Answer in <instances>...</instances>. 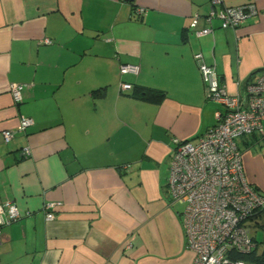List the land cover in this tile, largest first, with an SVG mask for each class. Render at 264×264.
I'll return each mask as SVG.
<instances>
[{
	"label": "crops",
	"instance_id": "0c3cea01",
	"mask_svg": "<svg viewBox=\"0 0 264 264\" xmlns=\"http://www.w3.org/2000/svg\"><path fill=\"white\" fill-rule=\"evenodd\" d=\"M210 3L0 0V202L21 213L2 228L0 264H193L167 178L174 139L196 142L219 109L194 54L232 95L264 70V0H223L258 9L225 29L207 21ZM13 84L27 85L19 103ZM136 88L164 97L149 102ZM22 118L32 124L19 130ZM4 130L15 132L8 143ZM239 146L264 194V121ZM48 202L58 204L51 220Z\"/></svg>",
	"mask_w": 264,
	"mask_h": 264
},
{
	"label": "built area",
	"instance_id": "2783aa9c",
	"mask_svg": "<svg viewBox=\"0 0 264 264\" xmlns=\"http://www.w3.org/2000/svg\"><path fill=\"white\" fill-rule=\"evenodd\" d=\"M221 7V8H220ZM258 14L254 4L226 7L223 0H211L207 21L219 19L221 28H236ZM197 23V17L193 25ZM207 30L201 32L205 33ZM48 42V41H47ZM205 96L219 109L215 124L197 137L196 142L174 139L169 162L167 187L172 201L184 206V228L187 247L194 253L193 264H264L233 259L232 253L250 254L256 242L251 232L259 229L253 215L264 209V194L248 181L242 164L240 140L262 132L264 121V70L245 84L243 94L232 95L214 65L201 52L194 54ZM134 64L120 66L122 74H137ZM122 90L129 88L122 83ZM24 84L10 87L14 102L22 101ZM32 124L22 118L18 129ZM14 131L1 132L2 141L14 138ZM24 155L30 150L24 148ZM58 204H45L46 219L54 217ZM21 217L16 204L0 202V239L4 226Z\"/></svg>",
	"mask_w": 264,
	"mask_h": 264
},
{
	"label": "trees",
	"instance_id": "16d2710c",
	"mask_svg": "<svg viewBox=\"0 0 264 264\" xmlns=\"http://www.w3.org/2000/svg\"><path fill=\"white\" fill-rule=\"evenodd\" d=\"M137 9L138 8L136 6H134L133 10L136 13L140 12L139 10L137 11ZM121 65H123V64H121ZM127 74H131V73H127ZM121 84L122 83H120V85ZM119 87L121 89V86H119ZM22 95H23V92H22ZM135 95L137 97L145 99L146 101H149V102H159L164 97V94L161 91H155V90H151V89H149V90H144L143 89L142 90L140 88H136ZM14 136H15V134H14ZM168 175H169V173H168ZM167 180H168V178H167ZM253 216H254L253 219H254V221L257 222V225L259 226V229L264 233V223H262L260 221V219H264V209L261 212H258L256 214H254ZM253 240L256 242V246H255L254 250L250 254L232 253L231 254L232 258L233 259H237V260L246 261V262H260V263H262L264 261V236H263V239L261 241L257 240V238L255 236H253ZM260 244L263 246L261 252H259V250H258Z\"/></svg>",
	"mask_w": 264,
	"mask_h": 264
},
{
	"label": "rangeland",
	"instance_id": "374dc122",
	"mask_svg": "<svg viewBox=\"0 0 264 264\" xmlns=\"http://www.w3.org/2000/svg\"><path fill=\"white\" fill-rule=\"evenodd\" d=\"M260 221L262 223H264V219H260ZM251 234H252V236H255L257 238V240H259V241H261L263 239V236H264V233L260 229H257L255 232H251ZM262 248H263V246L260 244L259 248H258L259 252H261Z\"/></svg>",
	"mask_w": 264,
	"mask_h": 264
}]
</instances>
